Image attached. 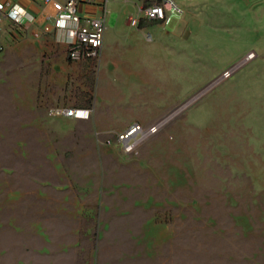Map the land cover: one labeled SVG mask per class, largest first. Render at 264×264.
<instances>
[{
    "label": "rangeland",
    "instance_id": "rangeland-1",
    "mask_svg": "<svg viewBox=\"0 0 264 264\" xmlns=\"http://www.w3.org/2000/svg\"><path fill=\"white\" fill-rule=\"evenodd\" d=\"M140 1L120 6L137 18ZM209 8L188 40L152 56L149 85L141 68L130 82L105 68L124 97L110 88L99 108L126 124L104 138L25 119L0 80V264H264V8ZM155 107L166 111L154 119ZM163 121L133 153L117 142ZM37 229H49L48 262Z\"/></svg>",
    "mask_w": 264,
    "mask_h": 264
},
{
    "label": "crops",
    "instance_id": "crops-1",
    "mask_svg": "<svg viewBox=\"0 0 264 264\" xmlns=\"http://www.w3.org/2000/svg\"><path fill=\"white\" fill-rule=\"evenodd\" d=\"M67 1L53 0L52 4L47 5L44 0H6L8 6L17 5L22 10L29 29L16 30L8 19L0 25V47L3 48L0 54V80L6 81L5 87L15 89L16 100L28 115L25 119L45 121L47 130L52 129L50 131H55L56 126L51 122L53 118L49 115L50 110L71 107L90 109L89 120L62 118L72 124V127L80 128L79 131L70 128L62 136L86 139L104 138L114 134L120 129V125L126 124L114 123L112 109L107 104L106 109L99 108L100 95H108L110 88L113 90L112 96L118 102L124 97L114 86L115 81L110 79L105 68H116L113 77L117 81L128 79L129 82L130 74L134 72L131 68H141L136 72L142 73V80L146 83L145 74L152 65L158 64L152 56L161 52L166 45L176 49L178 43L183 44L188 40L199 21L204 24L202 14L209 17V13L203 10L215 8V14L224 15L227 12L218 10L235 8V13L244 16L246 12L264 8V0H175L184 13L170 26L142 21L138 27H134L130 23L134 17L121 9L120 0H108L109 13L99 58L72 61L68 57L69 31L56 30L52 24L53 15ZM155 1L157 0H141L137 7L139 15L140 8ZM83 13L95 15L99 13V9L86 8ZM113 15L114 18H111ZM36 33L39 34L38 38L35 37ZM147 83L149 85V79ZM167 103L177 104L172 99ZM165 111V107H155L151 117L155 115L154 119L158 118ZM137 118L130 120V123L144 119ZM99 146L100 150H109L106 142ZM48 230H35L38 243L36 249L47 250L41 253L42 256L46 253L47 262L50 258L49 249L53 247L47 235ZM142 256L145 257V254L142 253Z\"/></svg>",
    "mask_w": 264,
    "mask_h": 264
},
{
    "label": "built area",
    "instance_id": "built-area-1",
    "mask_svg": "<svg viewBox=\"0 0 264 264\" xmlns=\"http://www.w3.org/2000/svg\"><path fill=\"white\" fill-rule=\"evenodd\" d=\"M49 5L53 0H44ZM86 8L99 9L95 15L83 13ZM140 15L131 20V25L138 27L142 21L159 23L164 27L170 26L174 20L181 17L183 9L174 0H157L142 7ZM108 0H68L59 6L52 17L54 29H67L70 35L68 57L72 61H86L98 59L103 47L108 17ZM8 19L19 31L29 29L22 10L17 5H7L6 0H0V25ZM35 37H39L36 33ZM3 48L0 47V54ZM256 54L251 52L239 64L224 71L217 78V82L229 79L241 66L254 59ZM52 117H62L76 120H89L91 110L87 108H54L50 110ZM164 121L144 129L141 125H134L117 136V142L127 154L133 153L143 142L154 136L163 127Z\"/></svg>",
    "mask_w": 264,
    "mask_h": 264
},
{
    "label": "bare ground",
    "instance_id": "bare-ground-1",
    "mask_svg": "<svg viewBox=\"0 0 264 264\" xmlns=\"http://www.w3.org/2000/svg\"><path fill=\"white\" fill-rule=\"evenodd\" d=\"M189 105V104H188Z\"/></svg>",
    "mask_w": 264,
    "mask_h": 264
}]
</instances>
